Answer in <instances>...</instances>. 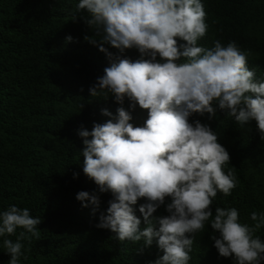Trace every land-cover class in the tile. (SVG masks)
Masks as SVG:
<instances>
[{
	"label": "clouds",
	"instance_id": "obj_1",
	"mask_svg": "<svg viewBox=\"0 0 264 264\" xmlns=\"http://www.w3.org/2000/svg\"><path fill=\"white\" fill-rule=\"evenodd\" d=\"M81 11L93 33L85 41L108 60L90 95L110 96L120 105L116 116L103 110L112 118L78 132L83 173L98 194L80 191L76 199L95 214L99 194L112 197L96 227L115 233L120 242L150 247L155 241L163 253L155 264H189L195 236L210 226L220 257L233 264H264V240L257 235L264 211L253 210L251 223H242L235 207L213 211L217 194L230 196L239 181L228 168L231 156L218 133L191 120L205 114L211 119L219 110L241 127L255 121L264 140V81L248 68V53L234 41L215 40L211 48L199 44L209 28L202 0H79L76 13ZM133 49L138 59L125 56ZM126 101L132 110H147L143 126L131 123ZM141 200L143 230L135 214ZM161 207L167 214L154 216ZM41 222L28 208L11 205L0 212V244L8 264L28 258L24 242L40 239Z\"/></svg>",
	"mask_w": 264,
	"mask_h": 264
},
{
	"label": "trees",
	"instance_id": "obj_2",
	"mask_svg": "<svg viewBox=\"0 0 264 264\" xmlns=\"http://www.w3.org/2000/svg\"><path fill=\"white\" fill-rule=\"evenodd\" d=\"M79 0H0V212L11 205L28 208L39 217L40 239L25 243L21 264H155L163 254L155 241L120 242L116 234L99 229L100 212H107L111 194L100 195V208H83L80 191L97 193L83 173V143L78 132L92 130L116 116L112 97H92L108 60L98 47L86 42L93 35L76 13ZM209 25L199 44L211 48L215 40L236 42L248 53V68L264 81V0H202ZM73 15L76 16L72 20ZM71 36L73 40L67 41ZM97 39H99L97 37ZM113 54L117 50L109 48ZM133 60L139 53L128 50ZM134 126H143L147 110L129 108ZM107 110L112 117L104 116ZM218 133L231 156L229 169L239 183L231 195L218 193L215 207H235L242 223H251L253 210L264 211V140L256 122L241 127L225 113L194 115ZM227 171V169H225ZM74 173L78 177L74 178ZM141 219L140 228L145 224ZM161 207L154 216L166 215ZM210 226L194 238L189 264H233L219 256L210 239ZM257 235L264 240V228ZM15 240V236L10 237ZM10 256L0 244V264Z\"/></svg>",
	"mask_w": 264,
	"mask_h": 264
}]
</instances>
